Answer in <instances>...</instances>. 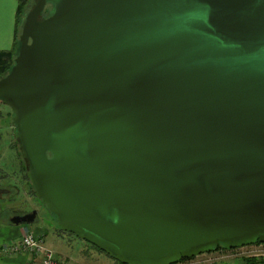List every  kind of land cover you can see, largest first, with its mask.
Wrapping results in <instances>:
<instances>
[{"label":"water","instance_id":"95a60500","mask_svg":"<svg viewBox=\"0 0 264 264\" xmlns=\"http://www.w3.org/2000/svg\"><path fill=\"white\" fill-rule=\"evenodd\" d=\"M0 100L34 196L117 262L264 242V0H35Z\"/></svg>","mask_w":264,"mask_h":264},{"label":"rangeland","instance_id":"374dc122","mask_svg":"<svg viewBox=\"0 0 264 264\" xmlns=\"http://www.w3.org/2000/svg\"><path fill=\"white\" fill-rule=\"evenodd\" d=\"M30 0L27 11L34 5ZM47 4L45 10L50 9ZM44 15V13H43ZM46 15V14H45ZM12 113L0 100V188L6 189L0 195V226L19 227L34 231L42 238L45 246L71 264H120L107 254L88 244L74 234L58 228L55 216L34 196L32 187L25 177L26 161L18 141L14 138L15 128ZM36 212L29 224L14 225V217ZM221 249L202 253L194 258L175 264H235V260L224 259Z\"/></svg>","mask_w":264,"mask_h":264},{"label":"built area","instance_id":"2783aa9c","mask_svg":"<svg viewBox=\"0 0 264 264\" xmlns=\"http://www.w3.org/2000/svg\"><path fill=\"white\" fill-rule=\"evenodd\" d=\"M221 250L222 257L235 260V264H264V242ZM0 251L5 255L27 254L24 264H71L64 257L48 249L41 237L27 229L22 231L19 238L1 245Z\"/></svg>","mask_w":264,"mask_h":264},{"label":"crops","instance_id":"0c3cea01","mask_svg":"<svg viewBox=\"0 0 264 264\" xmlns=\"http://www.w3.org/2000/svg\"><path fill=\"white\" fill-rule=\"evenodd\" d=\"M17 0H0V50H10L15 38ZM13 224V222L11 221ZM15 225V224H14ZM26 228L1 227L0 226V248L20 237ZM31 231V230H30ZM35 233L34 231H32ZM37 234V233H35ZM27 254L17 253L5 255L0 251V264H24Z\"/></svg>","mask_w":264,"mask_h":264},{"label":"trees","instance_id":"16d2710c","mask_svg":"<svg viewBox=\"0 0 264 264\" xmlns=\"http://www.w3.org/2000/svg\"><path fill=\"white\" fill-rule=\"evenodd\" d=\"M29 1L30 0H17L15 38H14L13 46L10 50H0V78L3 77L9 71L10 67L13 64V58L17 54V51L19 48L20 26H21V22L23 20V17L25 15V13L27 12V9L29 8L28 7ZM51 9H52V5H51L50 9L44 10V15L45 14L48 15ZM24 174H25V172H24ZM256 243H259V242H256ZM218 249H224V248L221 245H218L212 251H215ZM191 258H194V256L190 257V258H183L180 261L188 260Z\"/></svg>","mask_w":264,"mask_h":264},{"label":"flooded vegetation","instance_id":"af4514ba","mask_svg":"<svg viewBox=\"0 0 264 264\" xmlns=\"http://www.w3.org/2000/svg\"><path fill=\"white\" fill-rule=\"evenodd\" d=\"M43 16H46V15H43ZM30 185V184H29ZM3 192H7V190L6 189H1L0 188V195H1V193H3ZM72 234V233H71ZM86 242V241H85ZM88 243V242H87ZM88 244H90V243H88ZM91 245V244H90ZM93 246V245H92ZM104 253V252H103Z\"/></svg>","mask_w":264,"mask_h":264}]
</instances>
